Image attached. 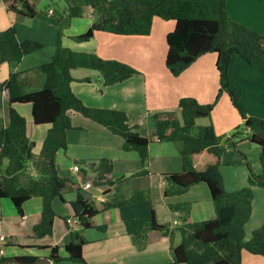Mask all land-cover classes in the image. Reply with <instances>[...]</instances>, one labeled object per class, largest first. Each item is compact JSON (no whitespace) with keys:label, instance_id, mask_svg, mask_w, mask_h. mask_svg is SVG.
I'll list each match as a JSON object with an SVG mask.
<instances>
[{"label":"trees","instance_id":"1","mask_svg":"<svg viewBox=\"0 0 264 264\" xmlns=\"http://www.w3.org/2000/svg\"><path fill=\"white\" fill-rule=\"evenodd\" d=\"M5 8L26 18H33L39 9L33 0H3ZM227 0H86L93 15L89 28L72 36L77 42L90 40L95 32L113 35L146 36L149 35L153 19L175 21V27L166 36L167 53L165 66L177 76L196 59L206 53L217 55L216 67L219 72V94L225 92L241 117L243 129L236 126L227 142L235 147L239 141L249 140L260 146L259 163L261 172L255 173L250 163L247 165L248 184L231 192L224 186L219 170L222 147L220 138L212 124L198 125L197 119L209 117L218 99L210 103H200L191 96L182 97L176 109L152 113L154 139L157 142L178 144L181 157V170L163 174L165 197L184 194L198 183H205L210 191L214 215L205 220L189 222L190 203L170 204L172 211L180 213L181 224L172 228L169 224L157 220L154 209L142 216L124 221L125 231L137 249L145 247L147 234L160 231L172 242V234H180L178 244L170 245L173 263L177 264H242L243 250L264 256V223L251 232L245 240V224L251 215L253 185L264 188V119L247 116L241 107L240 91L232 86L229 77V65L232 57L238 54L248 64H264V35L232 20L226 7ZM66 17L80 15L81 7L65 0ZM53 16L62 22L56 10ZM36 40L26 39L19 42L15 26L0 31V65L19 62L23 56L42 49ZM91 69L98 73L104 86L113 85L138 73L132 65L115 59H105L94 52L75 51L56 43L51 60L34 68L42 76L41 86L37 90L25 89L21 72H11L0 83V92L7 94L8 125L0 129V200L9 198L18 214L23 215V205L32 197H40L41 212L33 225L36 238L51 235L54 230L56 212L52 207L54 199L64 201L63 192L71 187L76 197L71 201L73 216L80 222L81 229L94 227L93 217L98 213L94 204L81 192V186L72 177L59 174L56 154L67 148V131L73 129L72 114H80L105 127L111 133L123 139L125 151H136L140 159V169L130 177L150 174L148 169V137L137 131V126L129 121L126 112L118 109L87 106L71 89V70ZM83 81H89L85 78ZM15 104H31L32 117L36 125H48L42 141L39 158L41 165L37 174L27 183L22 182V173L28 163L34 159L33 141L27 136L26 118ZM243 132L246 136H243ZM207 154L210 160L198 162L197 156ZM88 171L94 173L88 178L97 187H105L108 200L102 209L140 204L149 200L148 188L137 190L127 199L120 198L116 192L110 194L123 177H114L111 160L101 158L89 164ZM83 169V175L87 176ZM86 178V177H85ZM68 217H63L66 221ZM103 229V226H97ZM85 243L80 230H70L69 241L65 245L67 254H59V246L48 247L50 260L58 262L71 260L86 264L82 254ZM35 255L20 254L12 257H0V264H33Z\"/></svg>","mask_w":264,"mask_h":264},{"label":"crops","instance_id":"2","mask_svg":"<svg viewBox=\"0 0 264 264\" xmlns=\"http://www.w3.org/2000/svg\"><path fill=\"white\" fill-rule=\"evenodd\" d=\"M0 1L3 2L0 4V31L15 26L19 42L32 39L43 46L42 49L23 56L19 62L2 63L0 83L9 77L11 72H21L26 90L39 89L42 76L34 68L51 60L59 38L63 46L72 50L94 52L105 59L126 62L135 67L138 73L108 86L101 83L98 73L94 70L72 69L71 89L87 106L126 112L130 123L136 125L137 131L150 140L148 159L150 174L130 177L140 169L137 152L125 151L123 139L102 125L80 114H72L74 128L67 131V148L57 152L56 165L61 176L72 177L79 183L82 194L97 208L98 213L92 220L94 227L81 229L79 224L71 227L64 221L63 217L74 218L70 203L75 199L76 193L71 187L63 192L64 201L59 198L53 200L52 207L57 214L54 230L51 235L42 238H36L32 232L33 225L41 212L40 197H32L24 203L23 215L17 213L9 198H1L0 229L10 238L5 247V256L31 254L37 258L48 257L50 249L43 246L54 245H58L59 254L65 256L67 252L64 247L69 241L70 230H80L85 239L82 254L86 264H177L172 260L168 236L160 231H150L147 234L145 247L137 249L125 231L124 221L145 216L154 209L158 222L176 228L181 221L177 211H172L169 205L183 202L190 203L187 218L189 222L209 219L214 215L211 194L205 183L195 184L181 195L168 198L163 195L165 188L163 174L180 171L181 157L178 144L157 142L154 139L151 115L157 111L176 109L178 101L186 96L194 97L200 103L212 102L219 94L220 88L219 72L216 67L217 55L206 53L179 75L174 76L165 66L166 36L175 27L173 20L154 18L151 31L146 36L95 32L90 40L77 42L72 36L85 32L93 20L92 11L86 4V0H69L72 5L81 7V13L66 20V12L59 13L62 22L53 16L55 10L53 8L43 12L38 8L39 13L35 17L26 18L6 9L5 1ZM33 1L36 3L37 0ZM226 7L232 20L264 35V0H227ZM241 59L233 56L230 62L228 74L233 81L232 86L239 90L238 84H241L240 102L246 115L264 119V64H248ZM240 70L241 78L237 75ZM85 78H89V81H83ZM8 105L6 92H0V129L8 125ZM14 106L25 116L27 136L34 144L35 157L22 173V182L25 184L37 174L41 165L38 154L48 125L34 123L31 104H15ZM239 114L233 107L228 94L222 92L218 95L211 115L197 119L198 125L212 124L220 138L222 154H224L219 170L223 176L224 186L229 191L248 184V171L240 168L239 165L231 166V163H241L239 160L241 153L249 162V155L241 148L245 142L249 141H239L233 149L231 143L227 142L235 127H241L243 124V118ZM249 144L254 147L253 154L260 153V146L250 142ZM101 158L111 160L114 177L128 179L110 188V194L116 192L120 198L127 199L133 192L148 188L149 200L140 204L102 209V204L108 200L109 194L105 195L104 186L97 187L92 184V179L88 178L91 175H83V169H88L90 163L98 162ZM206 160H210L207 154L197 156L198 162ZM76 163L82 167L73 170ZM251 167L255 173H260L262 170L260 163ZM87 181L91 182V186L85 188L84 183ZM252 189L254 196L251 215L245 224L246 230H254L253 228H258L264 223V188L253 185ZM164 198L167 199L164 200ZM158 204L161 205L160 212L157 211ZM175 220L178 223L174 224ZM97 226H103V229ZM171 239L174 245L178 244L180 234L176 236L173 232ZM241 260L242 264H264V256L245 250L241 253ZM48 264L81 263L71 260L58 262L50 260Z\"/></svg>","mask_w":264,"mask_h":264},{"label":"rangeland","instance_id":"3","mask_svg":"<svg viewBox=\"0 0 264 264\" xmlns=\"http://www.w3.org/2000/svg\"><path fill=\"white\" fill-rule=\"evenodd\" d=\"M194 1H201V0H194ZM204 1H212V0H204ZM87 4V3H86ZM36 5H37V7L40 9V11L41 12H43V11H46L47 9H49V8H53V9H55L57 12H59L60 14H62V13H64L65 12V7H67L66 6V3H65V0H37L36 1ZM234 56H236V57H238V58H240L241 59V57L238 55V54H235ZM242 60V59H241ZM244 61V60H243ZM246 62V61H245ZM238 77H240L241 78V70H240V72H238ZM238 87H239V91H240V94H241V84H238ZM243 89L244 90H246L244 87H243ZM239 113V112H238ZM240 115V114H239ZM241 129L244 131V129H243V124H241ZM243 136L245 137L246 136V133L245 132H243ZM249 141V140H248ZM256 146H258L257 144H256ZM242 151H244L245 153H247V155H249V162L251 163V165H255V164H258L259 163V160H258V158H259V154L257 153V154H253V148L254 147H252V145H250L249 144V142H245L243 145H242ZM232 149H233V147H232ZM224 154V153H223ZM223 154H222V156H223ZM222 156H221V158H222ZM239 160H241V163H236V162H234V163H231V166H240V168H243V169H245L246 171H247V165L244 163L245 161H244V159L241 157V159H239ZM75 165H77L79 168L80 167H82V165H80L79 163H76ZM87 170V174L86 175H91V176H93L92 175V173H90L89 171H88V169H86ZM116 178V177H115ZM128 179H125V180H123L122 181V179L120 180L121 182H124V181H127ZM248 182V181H247ZM119 183V182H118ZM117 183V184H118ZM116 184V185H117ZM227 190V189H226ZM227 191H229V190H227ZM229 192H231V191H229ZM168 198V197H167ZM167 198H164V200H166ZM57 200V199H56ZM160 209H161V205L160 204H158V206H157V211L158 212H160ZM174 226V225H173ZM249 228V227H248ZM253 229H256V228H253ZM253 230H251V229H249V230H246L245 229V232L247 233L246 234V236H245V240H247L249 237H250V235H251V232H252ZM174 233H176V236H178V231L177 230H175V232ZM168 242H169V244H173L174 243V241H172V242H170L169 240H168Z\"/></svg>","mask_w":264,"mask_h":264},{"label":"built area","instance_id":"4","mask_svg":"<svg viewBox=\"0 0 264 264\" xmlns=\"http://www.w3.org/2000/svg\"><path fill=\"white\" fill-rule=\"evenodd\" d=\"M3 2L0 1V4H2ZM52 10H50L51 12ZM78 166L74 165L73 166V170H77ZM91 186V182L87 181L84 183V187L88 188ZM177 215L180 216V213L177 212ZM66 223L68 225H70L71 227L75 226L76 224H80V222L78 221L77 218H67L66 219ZM178 223L176 220L174 221V224ZM10 238L9 236H7L5 233L2 232V230L0 229V257L5 255V247L6 245L9 243Z\"/></svg>","mask_w":264,"mask_h":264},{"label":"water","instance_id":"5","mask_svg":"<svg viewBox=\"0 0 264 264\" xmlns=\"http://www.w3.org/2000/svg\"><path fill=\"white\" fill-rule=\"evenodd\" d=\"M50 262L49 257H39L37 258L33 264H48Z\"/></svg>","mask_w":264,"mask_h":264}]
</instances>
